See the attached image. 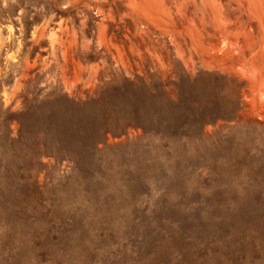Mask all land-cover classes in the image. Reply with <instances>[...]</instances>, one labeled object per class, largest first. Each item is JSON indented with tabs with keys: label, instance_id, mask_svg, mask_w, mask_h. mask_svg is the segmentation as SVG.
Wrapping results in <instances>:
<instances>
[{
	"label": "rangeland",
	"instance_id": "1",
	"mask_svg": "<svg viewBox=\"0 0 264 264\" xmlns=\"http://www.w3.org/2000/svg\"><path fill=\"white\" fill-rule=\"evenodd\" d=\"M0 264H264V0H0Z\"/></svg>",
	"mask_w": 264,
	"mask_h": 264
}]
</instances>
